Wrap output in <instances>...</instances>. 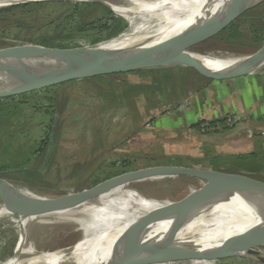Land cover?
Segmentation results:
<instances>
[{
    "label": "rangeland",
    "instance_id": "374dc122",
    "mask_svg": "<svg viewBox=\"0 0 264 264\" xmlns=\"http://www.w3.org/2000/svg\"><path fill=\"white\" fill-rule=\"evenodd\" d=\"M81 3L93 2L29 1L23 3L27 4L24 8L0 14V48L34 44L63 29L66 32L61 40L65 44L80 45L104 37L107 32L99 29L103 20L93 26L86 23L81 30L63 23L74 11L73 4ZM17 5L21 4L11 6ZM252 10L250 14L264 25V1ZM93 15L87 20L104 18ZM121 18L127 28L128 22ZM240 28L251 29L248 22ZM250 41L235 45L216 36L191 50L203 56L242 57L258 49ZM211 80L225 79L210 78L186 66L143 68L65 82L47 91H32L25 98L17 95L14 103L8 100L0 106V172L9 180L3 179L46 198L89 189L117 173L155 166L214 170L264 182V108L262 112L237 110L216 117L196 112L194 96L189 97ZM182 98L186 99L181 102ZM262 100L264 107V97ZM21 101L26 103L14 107ZM45 125L53 126L52 132H59V136L49 144V168L41 170L39 178L36 171L44 163V154H38L39 136ZM187 175L133 187L159 201L180 202L190 188L201 184L195 176ZM98 197L54 210L33 211L26 227V251L53 252L79 241L83 231L76 220L85 215L83 206L96 204ZM10 203V197L0 192V208ZM19 218L17 211L0 215V262L13 255L20 234ZM168 264L260 263L232 257Z\"/></svg>",
    "mask_w": 264,
    "mask_h": 264
},
{
    "label": "water",
    "instance_id": "95a60500",
    "mask_svg": "<svg viewBox=\"0 0 264 264\" xmlns=\"http://www.w3.org/2000/svg\"><path fill=\"white\" fill-rule=\"evenodd\" d=\"M90 1L98 2L112 11L102 0ZM263 1L251 3L252 0H227L220 10L208 19L200 21V25L195 29L187 31L183 35L177 34L160 44H143L126 48H107L104 46L105 42L111 41L125 32L127 27L117 36L95 44L73 47H49L23 43L0 48V67L5 66L9 75L12 76L11 78L0 77V84H4L11 89L9 92L0 93V98L42 90L73 80L143 68H162L163 66L191 67L205 76L214 79H229L251 74L264 76V42L254 52L245 55L244 59L236 65L222 67L221 69L207 67L202 60L195 57V55L199 54L191 50L194 46L218 35L245 11ZM26 2L8 3L0 7L4 8ZM113 13L116 14L115 12ZM35 60L41 63H49L50 66L48 68L41 65L31 66L28 63H22V61L31 63V61ZM57 66L61 68H57ZM30 74L40 76L34 77L30 76ZM176 174L203 177L211 175L215 177L217 182L207 185L202 191H199L192 197L183 198L180 202L171 203L165 209L160 208L157 210L159 214L157 222L168 219L172 220V225L166 234L155 237H149L141 231L136 234H130L115 241L110 249H106L105 246L104 250H107L106 252L109 251L107 258L95 264H168L190 260H217L232 257L248 258L264 264V257L261 256L259 251L264 247V182L251 177L214 170H184L175 167L155 166L144 170L115 175L80 192L51 198L39 196L41 199L33 201L24 194H21L17 190V186L0 177V192L11 199V203L6 206H12L15 201L14 198L19 197L21 205L14 211L19 212L20 216L28 218L35 210H54L60 207L71 206L74 203L98 197L102 193L114 188L115 185H122L126 181L137 180L146 175L158 177ZM225 178L246 180L254 184L244 193L243 200L246 207H254L257 223L244 231L226 236L219 242V245L203 247L201 244H197L191 240L179 245L176 232L183 221L182 216H186L185 218H187L193 214L189 205L197 200H204L209 197V189L211 191L210 194L220 191L227 184ZM21 237L22 235L19 234L13 255L1 261L0 264H10L7 263L10 260H15L16 264H20L21 262L18 261L20 258L23 260L27 257H40L42 254L55 252L39 250L31 251L30 253L21 252L18 250L20 247L19 239ZM77 242L58 250L60 251L58 253L60 257L56 258L55 263L40 262L39 264H81L83 255L80 256L74 251ZM102 246L96 245L91 248L86 256L96 255L100 252V247Z\"/></svg>",
    "mask_w": 264,
    "mask_h": 264
},
{
    "label": "bare ground",
    "instance_id": "6f19581e",
    "mask_svg": "<svg viewBox=\"0 0 264 264\" xmlns=\"http://www.w3.org/2000/svg\"><path fill=\"white\" fill-rule=\"evenodd\" d=\"M34 1V0H0V6L8 3ZM44 1V0H43ZM47 1V0H45ZM69 1V0H68ZM90 1V0H74ZM117 15L123 17L128 22V28L117 38L105 42L107 48H126L135 45L160 44L177 34H185L200 25V21L208 19L216 13L226 3L227 0H102ZM260 0H252L256 3ZM211 69H221L222 67H232L242 61L244 56H202L195 55ZM23 64L35 66L41 65L49 68V63L35 61H22ZM172 67V66H163ZM57 68H61L57 66ZM11 78L5 66L0 67V77ZM30 76H40L33 75ZM11 89L4 84H0V93L9 92ZM176 175H162L155 177L146 175L143 178L126 181L122 185H115L111 190L102 193L96 204L87 205L84 216L77 219L83 235L75 245L74 251L80 256L83 255L81 264H95L107 258V250L112 244L130 234L141 231L147 236H160L168 232L172 225V220H162L157 222L159 214L157 210L167 208L171 201H159L155 198L139 193L134 184L154 181L163 178L179 177ZM195 176V175H187ZM186 179V177H184ZM201 181L197 187L189 189L183 198H189L202 191L207 185L217 182L215 177L195 176ZM147 179V180H146ZM188 179V178H187ZM226 184L220 191L210 194L204 200H197L189 205L193 214L183 217V221L177 228L176 236L179 245L185 242H196L203 247L219 245L226 236L244 231L257 223L254 207L248 206L243 200L244 193L254 184L250 181L225 178ZM166 184V183H165ZM17 190L29 199L39 200L36 196L25 189ZM207 194V196H208ZM259 198V197H256ZM12 206L0 208V215H9L21 205L19 197L14 198ZM20 214V213H19ZM181 216V215H180ZM19 217V216H18ZM28 218L20 216L18 223L20 228L19 239L21 252H27L24 248L25 235L27 234ZM134 223V224H133ZM140 232V233H141ZM141 233V234H142ZM29 243V242H28ZM96 245L100 247V252L96 255L86 256L91 248ZM28 246V245H27ZM264 257V250H259ZM34 252V251H32ZM60 251L42 254L40 257H27L18 259L20 264H39L40 262L55 263L60 256ZM86 256V257H84ZM57 258V259H56ZM7 263L16 264L15 260Z\"/></svg>",
    "mask_w": 264,
    "mask_h": 264
},
{
    "label": "trees",
    "instance_id": "16d2710c",
    "mask_svg": "<svg viewBox=\"0 0 264 264\" xmlns=\"http://www.w3.org/2000/svg\"><path fill=\"white\" fill-rule=\"evenodd\" d=\"M26 6H27V4H21V5H17V6H10V7L1 8L0 14L9 13L13 10H16L18 8H24ZM73 7H74V11L72 12V14H69L66 16V18H64L65 19L63 22L64 24L74 25L75 28H77L78 30H81V29H83L82 27L86 23H88L89 25L90 24L92 25V24H95V23L103 20L102 21L103 23L100 24L99 29L102 32H104V31L107 32V34L102 38H95L88 43H82L80 45L95 44V43L113 38V37L117 36L118 34H120L123 31V29L126 27L125 25L121 24V22H122L121 17H118V15L114 14L107 7H105L104 5H102L98 2L81 3L80 5L79 4H73ZM254 8H255V6L251 9L245 11L239 18H237L234 22H232L229 26H227L223 31H221L216 36H220V37H222V40H224L228 43L229 42L233 43L235 45H241V44L246 45L248 43L245 41L251 40L253 42L254 48L260 47L261 44L264 42V25L259 21V19L256 18V16L254 17L253 15L250 14V12L253 11L252 9H254ZM97 10L98 11L100 10V12L98 13ZM97 13H98V15L104 16V18L103 17L102 18L97 17L98 18V19L96 18L97 20L93 19V20H96L94 22L87 20V18L92 17L93 14L97 15ZM243 22L244 23L248 22L250 24L251 29H249L247 31L241 30L240 27H241ZM47 24L49 25V21ZM63 30L61 32H54L55 34L53 36L41 37L37 41L38 43L36 42L34 44L44 45V46H49V47L78 46L76 44H70V43L65 44V43H63V41L61 40L63 37L62 35H63V33L66 32ZM98 77H100V76H98ZM87 79H90V78H87ZM47 89L48 88H44L42 90L47 91ZM29 93H31V92H29ZM29 93H27L26 95L21 94V96H19V97L25 98ZM16 97L17 96L0 98V106H2V104H4L5 102H8V100L10 103H14L15 100H13V99H15ZM23 102L26 103V101H21V102L14 104V107H17L18 106L17 104H20ZM6 105H8V104H6ZM4 108H6V107L4 106L3 109ZM219 122H223V120H220ZM211 123H213V122H211ZM194 126H198V125H194ZM52 129H53V126H49V125L46 126L45 125L43 130H42V134L39 136L41 146L39 148L38 154H44V157H43L44 160L43 161L46 164L45 165L44 163H42V166L37 169L39 171H36V173H39V175H40L39 178H41V176H42L40 171L45 169V168L47 169V167L49 168V157H47L49 155V144L52 145V143L54 141H56L55 138L59 136V132H56V133L52 132L53 131ZM50 131H51V133H50ZM28 170L29 169L27 168L23 171L26 174L28 172ZM117 174H120V173H117ZM0 177L6 178V177H4L3 173L0 174ZM108 178H109V176H108ZM6 179H8V178H6ZM37 182H39V180H37ZM28 186H30V185H28Z\"/></svg>",
    "mask_w": 264,
    "mask_h": 264
},
{
    "label": "crops",
    "instance_id": "0c3cea01",
    "mask_svg": "<svg viewBox=\"0 0 264 264\" xmlns=\"http://www.w3.org/2000/svg\"><path fill=\"white\" fill-rule=\"evenodd\" d=\"M204 87L203 90L196 91L189 98L194 96L195 106L198 108L196 112H209L211 116L208 117H216L237 110L262 112L264 108L261 107L264 97L263 76L251 74L234 79L211 80ZM185 99L182 98L181 102ZM202 106H205V110L201 109ZM178 107L180 108L182 105L180 104ZM258 107L260 110L257 109ZM189 112H193V118L197 117L194 111Z\"/></svg>",
    "mask_w": 264,
    "mask_h": 264
}]
</instances>
